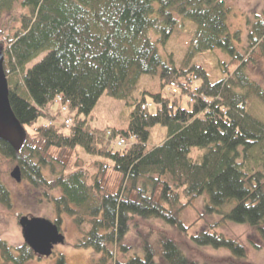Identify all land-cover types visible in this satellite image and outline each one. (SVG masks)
<instances>
[{
	"label": "trees",
	"instance_id": "1",
	"mask_svg": "<svg viewBox=\"0 0 264 264\" xmlns=\"http://www.w3.org/2000/svg\"><path fill=\"white\" fill-rule=\"evenodd\" d=\"M229 10L226 0H0L10 101L28 132L20 150L0 140V159L14 161L29 187L52 197L58 225L67 213L89 226L77 246L99 255L91 264H198L174 233L187 234L184 211L204 197L205 214L264 236V88L249 75L251 63L264 61V18L248 21L243 41L241 29H230ZM183 34L190 43L176 65L171 52L160 50ZM221 49L230 60L213 80L194 60ZM144 74H159L162 86L175 83L180 94H138ZM104 94L132 106L126 127L89 122ZM54 102L60 113L67 112L63 105L74 113L70 126L67 116L56 123ZM41 116L48 121L36 125ZM156 126L166 129L165 138L150 144ZM78 147L100 170L80 166L56 175L53 163L65 165ZM108 171L118 179L116 190ZM12 200L0 176V203L11 207ZM158 221L172 234L157 226L128 244L133 225ZM192 242L246 257L242 244L216 232H200ZM36 255L25 241L14 246L0 237V264H26ZM58 264L69 263L61 255Z\"/></svg>",
	"mask_w": 264,
	"mask_h": 264
},
{
	"label": "rangeland",
	"instance_id": "2",
	"mask_svg": "<svg viewBox=\"0 0 264 264\" xmlns=\"http://www.w3.org/2000/svg\"><path fill=\"white\" fill-rule=\"evenodd\" d=\"M230 10L228 13V23L231 30L241 29L243 41L247 40V31L249 27L248 21L251 19L264 18V0H226ZM18 24V23H17ZM190 43V36L178 35L174 39H171L168 44L161 48L160 52L163 56H166L168 52H171L174 56L176 65H181L183 56ZM243 47V45H241ZM42 56L34 60L30 66L38 62ZM230 60L229 54L224 50H210L204 53L198 54L195 58V62L200 63L209 71L213 80H216L226 73L221 69L222 62H228ZM256 63V62H255ZM236 64V63H235ZM250 64L249 75L250 77L261 84L264 88V61L261 59L257 64ZM236 65H234L235 67ZM202 80L196 79L195 83L198 84ZM163 92L166 96L173 97L174 95L168 90L167 85L162 86L161 78L158 75L141 76L137 93L142 92ZM180 94V93H178ZM148 101L153 98L146 94ZM178 96V95H177ZM188 98H183V102L186 103ZM61 103L54 102L50 105V112L56 116L54 119L57 124L63 122L66 116L74 115L69 110L67 112H61ZM151 110L154 111L155 107L152 106ZM132 106L127 100L118 99L104 94L98 101L96 107L92 112V116L89 122L94 127H126L130 118ZM48 121V118L41 116L37 124H42ZM31 130V127H28ZM166 129L161 126H156L152 130L150 144H156L157 142L165 138ZM117 143V140L116 142ZM114 145H117L115 144ZM80 151H76L68 156L67 162L63 165L60 162H54V172L57 175L61 171L69 172L80 166L87 167L91 173H97L100 169L98 164H94L97 160L95 157H90L85 151L78 147ZM54 154V153H53ZM17 164L9 158L0 159V176L7 184L12 192V206L8 207L0 203V237L7 240L10 244L17 246L24 243V237L22 227L19 223L21 216L32 217H44L52 221H57L59 218L58 211L52 197H47L41 190L32 189L29 185L22 180L18 182L11 176V172ZM48 178L53 177L55 174H51V170H45ZM112 171L106 173L109 181L108 184L112 190L117 189L118 179L114 177ZM30 188V189H29ZM54 195H58L59 191L52 192ZM206 197L199 198L195 203L184 211L183 220L189 227L186 235L174 233L175 238L184 247L186 253L191 259L195 260L198 264L213 263V264H264V236L261 235L255 228L247 224H237L234 222H222V219L218 215L209 216L204 212V204ZM231 205L223 207L224 212L230 211ZM61 222L58 225L62 234L65 237L63 243L57 244L54 250L49 256L36 255L32 260L26 264H58V260L61 255H64L66 261L69 264H91L94 259L99 258V255L92 248H80L77 246L78 241L84 236V233L88 230L89 226L78 225L74 218L67 213L61 215ZM222 222V223H221ZM215 225L216 227H212ZM144 223H139L138 226L133 225L131 233L127 237L128 244H135L138 241L137 235L139 231H150L152 234L154 228L159 226L164 231H169L166 235H171V228L164 226L159 221L154 222L153 226L147 227ZM209 231L211 233L216 232L223 234L229 238L237 240L243 245L246 252V257L242 261L230 257L232 254L230 251L223 249H214L211 247L199 248L192 242V237L198 235L200 232ZM156 233H154L155 235ZM133 250L129 254H131ZM124 258V253L119 256Z\"/></svg>",
	"mask_w": 264,
	"mask_h": 264
},
{
	"label": "water",
	"instance_id": "3",
	"mask_svg": "<svg viewBox=\"0 0 264 264\" xmlns=\"http://www.w3.org/2000/svg\"><path fill=\"white\" fill-rule=\"evenodd\" d=\"M5 52L0 44V140L20 150L27 138V130L16 117L10 101L8 77L4 68ZM11 176L18 182L22 181L20 167L17 165ZM25 242L37 255L49 256L55 245L65 241L59 226L47 218L22 216L19 220Z\"/></svg>",
	"mask_w": 264,
	"mask_h": 264
},
{
	"label": "built area",
	"instance_id": "4",
	"mask_svg": "<svg viewBox=\"0 0 264 264\" xmlns=\"http://www.w3.org/2000/svg\"><path fill=\"white\" fill-rule=\"evenodd\" d=\"M172 86H175V84L173 83ZM174 91H176L175 88H174ZM59 99H61V98H59ZM144 107H146V105H144ZM62 109L66 111V110H67V107H66L65 105H63ZM65 122H66V124H68V125L71 124V118H66ZM118 144H119V145H123V144H124V140H120V141L118 142Z\"/></svg>",
	"mask_w": 264,
	"mask_h": 264
},
{
	"label": "bare ground",
	"instance_id": "5",
	"mask_svg": "<svg viewBox=\"0 0 264 264\" xmlns=\"http://www.w3.org/2000/svg\"><path fill=\"white\" fill-rule=\"evenodd\" d=\"M66 111H68V109Z\"/></svg>",
	"mask_w": 264,
	"mask_h": 264
}]
</instances>
